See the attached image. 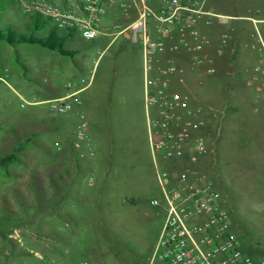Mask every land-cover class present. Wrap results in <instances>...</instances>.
Here are the masks:
<instances>
[{
	"label": "rangeland",
	"instance_id": "374dc122",
	"mask_svg": "<svg viewBox=\"0 0 264 264\" xmlns=\"http://www.w3.org/2000/svg\"><path fill=\"white\" fill-rule=\"evenodd\" d=\"M121 1L105 10L117 24L126 18ZM0 3V28L33 31L37 18L24 14L17 0ZM207 7L231 19L200 23L207 41L201 52L165 53L181 70L171 89L190 94L202 108L205 153L196 168L212 179L241 249L264 257V73L254 74L264 65L251 39L253 23L246 19L264 20V0H208ZM38 21L44 25L35 36L63 34L50 20ZM256 27L264 40V22ZM119 29L91 41L71 32L64 48L73 56L0 42V71H8L6 83L0 82V158H17L0 167V264H149L163 220L151 200L160 192L146 119L141 124L125 108L133 98L132 88H121L123 53L131 41L116 34ZM194 55L207 61L195 67ZM210 67L215 74H207ZM71 93L85 111L88 146L76 136L80 108L55 115L45 104L20 107L21 98ZM25 116L34 121L24 123ZM184 163L188 159L167 166Z\"/></svg>",
	"mask_w": 264,
	"mask_h": 264
},
{
	"label": "built area",
	"instance_id": "2783aa9c",
	"mask_svg": "<svg viewBox=\"0 0 264 264\" xmlns=\"http://www.w3.org/2000/svg\"><path fill=\"white\" fill-rule=\"evenodd\" d=\"M17 1L24 14L48 19L58 31L77 33L86 41L117 29L104 24V0H81L70 8H59L49 0ZM207 1L138 0L140 10L136 20L117 32L141 42L143 47L147 140L160 192L158 198L151 200V205L159 208L163 216L149 264H264V257H253L241 249L229 215L218 202L212 179L196 168L198 157L205 153L201 134L203 111L194 104L190 94L171 89V79L181 70L173 61L164 58L167 51L172 54L181 50L201 52L207 41L199 31L200 23L211 18L231 19L215 14L207 7ZM120 8L124 12L128 10L124 2L120 3ZM246 19L253 23L251 39L260 47L264 65V40L256 27L264 20ZM150 20L155 24L157 39L151 36ZM158 57L163 65L158 64ZM191 60L193 66L199 67L207 58L194 55ZM0 72V82L6 83L7 69ZM260 72L264 70L254 69L255 76ZM215 73L214 68L207 69V74ZM39 104L47 105L55 115H68L75 107L80 108L76 136L87 146L90 144L88 122L77 93L41 101L35 97L21 98L20 107ZM75 148L83 158L85 153L79 150L78 144ZM88 157L92 155L88 153ZM184 158L188 159L187 164L178 168L167 166L171 160Z\"/></svg>",
	"mask_w": 264,
	"mask_h": 264
},
{
	"label": "crops",
	"instance_id": "0c3cea01",
	"mask_svg": "<svg viewBox=\"0 0 264 264\" xmlns=\"http://www.w3.org/2000/svg\"><path fill=\"white\" fill-rule=\"evenodd\" d=\"M55 5L57 4H63V8H70L76 6L79 2L76 4L73 2V0H51ZM126 3L128 6L127 12H124L125 14V20L122 24H117L116 18H114L111 14H106L105 10L107 9H113L117 3V0H113L112 2H109L108 0H104V24L106 27L110 28L112 26L119 27L120 29H124L130 24H132L137 16L138 12L140 10V7L138 5V0H122L121 3ZM201 25V24H200ZM199 25V27H200ZM155 24L152 27H149V30L151 32V36H154L156 34L155 39H157L159 36L157 35V32L154 29ZM200 29V28H199ZM114 31L111 29L107 31L104 35H114ZM116 34H118L116 32ZM123 36L126 39H130L131 41V47L130 49H127L124 53V62L126 64L125 67V80L121 84V88H132L133 95H132V101L126 102V110H128L127 114L128 116L134 117L139 116L141 119V124H145V112H144V56H143V47L141 42L134 41L131 39L127 34H123ZM116 37V36H115ZM139 42L137 46L135 43ZM171 57V56H170ZM91 79V78H90ZM89 83H87L83 88H88ZM26 118V116H25ZM23 120L24 123H29V121H34L32 117L26 118ZM37 121V120H36ZM22 122V123H23ZM143 124V125H144Z\"/></svg>",
	"mask_w": 264,
	"mask_h": 264
},
{
	"label": "trees",
	"instance_id": "16d2710c",
	"mask_svg": "<svg viewBox=\"0 0 264 264\" xmlns=\"http://www.w3.org/2000/svg\"><path fill=\"white\" fill-rule=\"evenodd\" d=\"M1 9L2 4L0 3V10ZM35 18L37 19L34 20L33 31L29 32L28 34L17 32L9 26L0 28V42L12 47L20 44L38 45L42 48L55 51L64 56H73L74 53L69 52L64 48L66 37L69 36L71 32L63 31V34L60 35L55 30H50L46 35L37 37L34 35V33L35 31H39L43 27L44 22H39L38 17ZM16 160L17 158L14 154L4 156L0 158V167H6L8 165L16 163Z\"/></svg>",
	"mask_w": 264,
	"mask_h": 264
}]
</instances>
